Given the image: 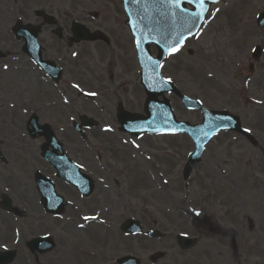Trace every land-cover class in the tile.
Returning <instances> with one entry per match:
<instances>
[{
	"label": "rangeland",
	"instance_id": "374dc122",
	"mask_svg": "<svg viewBox=\"0 0 264 264\" xmlns=\"http://www.w3.org/2000/svg\"><path fill=\"white\" fill-rule=\"evenodd\" d=\"M36 10L52 15L63 30L61 41L48 27L39 37L43 58L62 69L57 84L29 62L22 44L9 33L16 20L38 24ZM261 13L264 0H222L210 9L200 34L163 64V78L181 94L237 117L257 142L253 147L240 136L218 135L184 181V165L193 150L186 136L132 138L119 132L116 108L144 115L146 98L121 0H0V50L6 55L0 61V151L5 158L0 162V197L8 196L12 206L10 213L0 209V253L15 251L13 264H53L66 245L76 264H116L125 256L140 264H259L253 258L264 259V248L257 249H263L261 255L247 249L260 241L264 245V182L252 165L264 167V28L256 26ZM73 22L107 42L72 43ZM257 46L263 53L254 61ZM150 51L156 56L153 47ZM165 97L176 120L201 122L200 114ZM20 101L26 110L9 111ZM31 115L52 129L68 158L92 178V196L82 199L41 159L44 140L31 139L26 131ZM81 117L98 122L83 137L71 127ZM19 137L24 139L11 143ZM37 173L66 201L58 218L45 214L39 203L33 180ZM23 187L28 189L20 192ZM26 191L34 201L32 209ZM86 215L93 221L104 217L105 224L82 229ZM127 219L139 221L145 231L159 232L158 237L125 236L120 226ZM106 228L115 239L106 232L112 245L102 248L100 235ZM182 235L197 239L192 251L177 247ZM38 237L51 238L54 249L31 254L27 244ZM230 240L235 259L227 246Z\"/></svg>",
	"mask_w": 264,
	"mask_h": 264
},
{
	"label": "water",
	"instance_id": "95a60500",
	"mask_svg": "<svg viewBox=\"0 0 264 264\" xmlns=\"http://www.w3.org/2000/svg\"><path fill=\"white\" fill-rule=\"evenodd\" d=\"M219 0H205L203 10L201 6L193 0H180L179 9L161 3L160 0H124V7L128 17V27L136 39L137 53L140 66L142 68L141 84L145 89L147 100L145 102V112L147 117L129 115L122 110H119L118 121L121 126V131L134 136L142 134H158V133H185L195 144V152L189 156L185 178L188 177V171L191 167L200 160L204 146L216 134L222 131H233L241 133L240 125L237 119L222 112H209L203 109L199 103L186 99L181 96L175 87L161 79L159 74L160 64L166 55L172 53V48H180L183 43L196 33L204 16L209 8V5L216 3ZM186 5L194 8V11L186 10ZM196 13H201L199 18L193 20ZM40 15V14H38ZM260 25L264 24V14L260 17ZM30 29V28H29ZM19 28L16 31L18 38H23L26 42L24 51L32 54L39 62L38 47L36 46V37L38 31L35 29ZM72 34L76 42L86 40L87 32L80 26L75 25L72 29ZM155 45L158 49V58L152 60L149 47ZM260 55V50L257 48L254 54V59ZM43 70L54 80L60 78V71L53 65L39 62ZM164 93H173L182 102L186 109L198 110L203 116V122L199 126L191 127L186 123H176L172 115L169 103L167 101L159 102L158 96ZM36 117L29 119L28 125L32 128L28 130L33 138L38 135L45 137L46 146L43 151V158L48 161L57 171L58 177L74 185L84 197H88L92 192L91 181L79 173L78 168L72 165L62 154L61 146L56 142L48 127L40 128L37 124ZM81 123L84 127H94L96 123L93 121L82 119ZM75 128L81 133L80 128ZM252 141V140H251ZM47 147H52L53 152L46 151ZM60 152L61 155H56ZM0 160H3L0 154ZM36 183L38 191L42 198V205L45 210L52 214H59L64 206L62 200L54 193L52 185L44 178L37 176ZM1 208L5 211L10 210V202L6 197L2 198ZM122 229L125 232H137L139 227L134 222L126 223ZM153 236V234H150ZM179 245L183 249H188V240L180 239ZM30 249L35 252L45 253L53 248V244L49 239H37L30 243ZM12 260V254L5 259L0 258V264L9 263ZM121 264H138L131 258H125L119 261Z\"/></svg>",
	"mask_w": 264,
	"mask_h": 264
},
{
	"label": "bare ground",
	"instance_id": "6f19581e",
	"mask_svg": "<svg viewBox=\"0 0 264 264\" xmlns=\"http://www.w3.org/2000/svg\"><path fill=\"white\" fill-rule=\"evenodd\" d=\"M61 98H62V102H64L65 101V98L64 97H61ZM26 106L27 105L24 102H21L20 101L17 104L12 105L10 107L9 111L16 112L18 110L19 112L20 111L22 112V111H24V110L27 109ZM39 111L42 112L43 109L42 108H39ZM106 133H109V132L107 131ZM22 139H24V137L23 138L19 137L18 139H10V141H11V143L14 144V141L19 142ZM11 143L8 142V144L10 146H12ZM248 161L251 162L250 160H248ZM252 165H253V167H256V170H257L256 174L257 175H260L261 178H262V181L264 182V167H260L259 164L255 163V162ZM225 178H226V176H225ZM135 182H137L140 185H143L144 180L137 178L135 180ZM251 183H253V182H251ZM220 184L222 185V187L225 185L224 184V181H222L221 178H220ZM26 189H28V188L27 187H23L22 189H20V192H24ZM24 195L26 196V199H28L30 201L31 209L34 208L35 207L34 206V201H33V199H31V197L29 196V194H27V191H26V193H24ZM34 210L37 211L36 208ZM85 217H89V216L86 215ZM28 218L31 221H33L35 219V217L32 216V215H28ZM98 219H100V220H98ZM105 220L106 219L104 217H96L95 220L92 222V220H90V219L85 220L83 218V219H81V227H82V229H84L86 227L87 230L88 229H95L94 225H98V227H99L100 225L105 224ZM262 220L264 221V215H263ZM110 231L111 230H109L108 228H106V230L104 231V233H102L100 235V245H101L100 247H102V248L111 247L112 243H111V240H109V238L106 237V232H107L108 235H110V237H112L113 239H115V238H114V234H112ZM66 234L69 235L68 232ZM57 256H58V258H55V259L52 260L53 264H76L75 262H73V261H76V258L73 257V255H71V253L67 249V246L66 245L63 247L62 250L59 251V254H57Z\"/></svg>",
	"mask_w": 264,
	"mask_h": 264
},
{
	"label": "snow or ice",
	"instance_id": "6c2138e0",
	"mask_svg": "<svg viewBox=\"0 0 264 264\" xmlns=\"http://www.w3.org/2000/svg\"><path fill=\"white\" fill-rule=\"evenodd\" d=\"M161 3H167L168 5L175 7L177 9H179L180 7V0H160ZM193 0H189V3H192ZM196 3H198L201 6V9L203 10L204 4H205V0H195ZM201 15V13H196L195 16L193 17V20H195L196 18H199ZM137 47H139V44H137ZM172 52L178 51V48L173 47ZM171 54V53H170ZM245 131H248V129H245ZM195 215H199V213H195ZM85 220L90 219L89 217H84ZM94 219V217H93Z\"/></svg>",
	"mask_w": 264,
	"mask_h": 264
},
{
	"label": "flooded vegetation",
	"instance_id": "af4514ba",
	"mask_svg": "<svg viewBox=\"0 0 264 264\" xmlns=\"http://www.w3.org/2000/svg\"><path fill=\"white\" fill-rule=\"evenodd\" d=\"M252 249H253V244H252L251 246H248L247 251L251 253ZM233 251H234V252L237 251L236 248H235V244L233 245Z\"/></svg>",
	"mask_w": 264,
	"mask_h": 264
}]
</instances>
